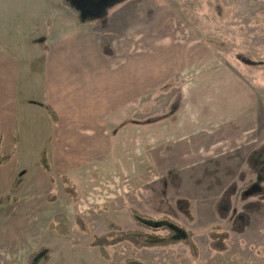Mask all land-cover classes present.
I'll return each instance as SVG.
<instances>
[{
  "label": "rangeland",
  "instance_id": "1",
  "mask_svg": "<svg viewBox=\"0 0 264 264\" xmlns=\"http://www.w3.org/2000/svg\"><path fill=\"white\" fill-rule=\"evenodd\" d=\"M34 1L7 0L0 30L10 21L30 29L19 17L41 10ZM49 1L54 8L43 28L51 35L63 5ZM127 8L129 37L118 29V41L137 40L145 57V63H129V98L65 101L58 125L39 132L23 125L26 154L2 173L24 169L30 182L0 203V264H27L41 251L47 255L38 264H127L132 258L143 264H264V194L258 193L264 179L252 168L254 154L264 153V0H130ZM97 37L109 47L105 35ZM90 65L81 63V76H88L82 84L98 95L125 70ZM3 136L1 151L7 152L10 141ZM43 147L51 174L38 163ZM62 177L73 182L79 201L65 192ZM131 211L153 220L155 229L137 224ZM58 214L69 226L67 236L50 228ZM77 217L90 234L77 228ZM107 219L144 242L186 239L189 232L192 238L144 249L123 242L107 260L92 247L93 235L108 233ZM213 227L230 233L226 253L211 250Z\"/></svg>",
  "mask_w": 264,
  "mask_h": 264
},
{
  "label": "crops",
  "instance_id": "2",
  "mask_svg": "<svg viewBox=\"0 0 264 264\" xmlns=\"http://www.w3.org/2000/svg\"><path fill=\"white\" fill-rule=\"evenodd\" d=\"M129 1L57 0L58 3L54 4L62 3L63 5L60 8L62 12H59L61 19L56 24L57 28L53 29V33L48 35L45 34L43 21H47L48 25L50 21L47 11L54 7L50 6L51 1L49 0H35V3L42 4L41 10L38 9L34 13L31 11L32 13L19 17L25 20L24 24L29 25L30 29H26L24 25L15 27L10 21L9 25L4 26L3 31L0 30V136L2 147L4 133L10 141L7 152L6 150L1 151V154L10 155V158L6 163L0 164V203L14 193L13 187L18 177H22V181L17 193L22 192L30 182H27L28 173L24 169L11 172V175L8 173L4 176L2 173L3 167L10 165L16 158H20L21 154H26L21 149L23 138L19 134L24 124L35 126L38 132L46 130L50 127L49 124L58 125L60 123L59 106L65 101H82V98L90 101L105 98L119 100L129 98V63H145V57L142 56L144 51L138 44H135L137 40L133 39L130 42V39H124L123 43L118 41V29L129 37L131 14L127 8ZM6 2L7 0H0V27L1 21L7 20L6 14L2 16V5ZM84 3H89V5H84ZM45 5L49 6L46 7V12L43 10ZM92 5H95L94 13L90 11ZM68 10L70 13H66V16L64 12ZM31 28H34L36 32H29ZM32 35L37 36L31 37ZM103 35L107 41H110L109 47H103L97 37ZM12 36L19 37L23 45L15 41ZM81 63H86L87 69L91 68L90 63H111L108 67L111 73L121 71L123 66L125 70H122L118 77L114 76L113 87H109L110 83L102 85L101 93L98 95L96 88L91 90L88 83L83 86L82 81L88 76L87 74L81 76ZM139 67L140 65L136 67L138 75ZM33 81L34 83L31 84ZM33 85H35L34 88ZM113 91L117 95H113ZM45 106H49L55 113V121L48 115ZM43 149L44 147L39 152V161ZM23 172L26 177L22 175ZM32 183L34 182L31 181ZM17 223L18 221L15 225Z\"/></svg>",
  "mask_w": 264,
  "mask_h": 264
},
{
  "label": "trees",
  "instance_id": "3",
  "mask_svg": "<svg viewBox=\"0 0 264 264\" xmlns=\"http://www.w3.org/2000/svg\"><path fill=\"white\" fill-rule=\"evenodd\" d=\"M45 109L47 110L48 115L52 118L53 121L56 120V115L55 113L51 110L49 106H45ZM1 149H2V138L0 136V164L6 163L10 155H4L3 157L1 156ZM263 151L256 152L253 156V161H252V168L254 172H256L257 176L260 179H264V156H263ZM40 166L48 173L51 174L53 172L52 170V165L49 160V155L47 150L44 148L40 154V161H39ZM21 178L18 177L14 184V192L17 193V190L19 186L21 185ZM64 184L66 185L65 187V192L75 201H79L78 197V191L75 188L73 182L66 177H62ZM259 194L262 193L264 194V188L262 187L260 191L258 192ZM228 201H231V197H228ZM181 211L190 216L189 210L185 206L180 207ZM133 217L135 218L137 224L140 226H144L147 228H152L155 229L156 224L154 223L153 220L147 219L143 216H141L137 211H131ZM106 227L108 229V233L106 235H93V241H92V247L96 248L98 250V253L100 257L110 260L111 258V248H115L116 245L123 243V242H128L132 246H134L136 249H144L147 247H152V246H175L179 245L181 243L185 244H190V238H192V234L189 232L187 233V238L186 239H176L178 238L177 236H173L172 239L166 240L163 243H150V242H144L137 237H135L136 233L135 232H127L124 231L123 228L114 220L112 219H107L106 220ZM169 224L171 227L169 228H174L176 225L170 223ZM76 225L77 228L86 234L91 233V229L87 225L86 222H84L80 217H77L76 219ZM159 226H161L159 224ZM163 226V225H162ZM51 230L57 233L60 236H67L69 233V226L65 220V218L61 215L58 214L53 218V221L51 223ZM183 233H185L181 228L179 229ZM186 234V233H185ZM209 239H210V248L214 253H226L229 250V245L227 242L230 240V233L226 231H222L218 227H213L210 231L209 234ZM46 252H39V253H33L29 256V259L27 261V264H38L40 260L42 259V256H46ZM127 264H143L140 260L132 258L127 261Z\"/></svg>",
  "mask_w": 264,
  "mask_h": 264
}]
</instances>
